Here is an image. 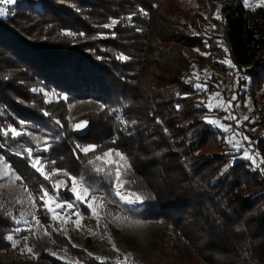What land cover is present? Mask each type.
I'll list each match as a JSON object with an SVG mask.
<instances>
[{
	"label": "trees",
	"instance_id": "1",
	"mask_svg": "<svg viewBox=\"0 0 264 264\" xmlns=\"http://www.w3.org/2000/svg\"><path fill=\"white\" fill-rule=\"evenodd\" d=\"M183 4L18 1L8 18L0 17V138L13 127L32 133L7 137L14 149L25 150L39 137L48 140L49 151L33 154L42 157L48 170L82 180L120 206L114 177L94 170L90 162L94 154L116 149L131 167L128 177L140 178L136 186L145 198L142 210L126 212L171 224L176 235L167 250L177 246L178 260L192 252L205 264H264V173L250 161L236 160L241 152L225 150L222 132L205 121L215 110L199 99L193 64L210 61L217 72L228 64L214 62L212 56L222 57L223 51H213L210 38L189 21L211 19L221 30L234 65L231 84L243 104L264 85V6L248 9L243 0H214L219 18H213L201 13L205 0H198L196 11ZM202 48L209 56L188 59L187 50ZM36 87L53 89L67 100L49 105L42 93H34ZM85 100L100 102L103 110L85 114L88 127L78 133L70 128L67 107ZM250 118L237 127L248 128ZM89 145L95 146L94 153L84 154L82 147ZM23 154L4 151L40 196L48 181ZM150 173L157 179L147 177ZM64 195L73 198L68 189ZM12 224L0 217V251L10 248L5 237ZM55 239L86 264H117L89 257L64 236ZM12 264L31 263L21 256ZM36 264L63 263L42 255Z\"/></svg>",
	"mask_w": 264,
	"mask_h": 264
},
{
	"label": "rangeland",
	"instance_id": "2",
	"mask_svg": "<svg viewBox=\"0 0 264 264\" xmlns=\"http://www.w3.org/2000/svg\"><path fill=\"white\" fill-rule=\"evenodd\" d=\"M18 1L20 0H16L12 5H0V8L4 9V14L0 17L8 18ZM205 1H207V4L203 5L202 15L208 17L212 14L213 18H217V10L213 12L212 2L214 0ZM243 4L248 9L257 8L264 6V0H243ZM183 5L187 10L192 9L193 11H196L199 7L198 0H184ZM189 21L198 25L199 31L207 39L210 38L208 41L213 51H223L221 53L223 58L218 55L212 56L214 62L228 64L225 63V61H231L228 58V46L224 41L221 30L213 25L212 20L197 18L194 20L190 18ZM67 34L73 36L70 32H67ZM206 47H209L208 44ZM206 51L205 48L191 49L187 50L186 54L189 60H193L198 59V57L209 56V52ZM231 64V67L228 64L227 70L224 72L214 70V63L212 64L210 61L205 64H193L194 74L199 81L198 84L201 85L200 88L197 87L199 89L197 91L199 99L205 103L209 110H215V112L206 115L205 121L213 130L222 132L223 138L219 137V140L227 142L228 145L225 146V150L230 149L234 153L241 152L236 160L250 161L255 168L264 173V141L262 146L258 145L259 142L257 143L259 139L264 140V115L260 116L264 113V85L257 89L252 96L246 97L242 104L240 96L237 98L231 84L232 77L235 75L234 70L230 69L234 68L232 62ZM33 91L36 94L42 93L45 102L49 105L67 100L66 95L53 89L46 90L36 87ZM242 91L244 90L242 89ZM241 92H239V95ZM236 99L238 100L236 101ZM254 102L257 105V112H254ZM102 110L103 105L94 100L69 104L67 107V120L70 128L78 131V133L85 132L88 124L83 116L89 112H100ZM250 116L248 128L237 127ZM209 121H215L216 123H209ZM57 122L59 123V120ZM255 123L261 126L254 128L255 126L252 125ZM76 125H82V127L77 128ZM10 129H16L21 135L14 136ZM10 129L5 131L0 138V217L7 218L13 223V226L5 237L10 248L0 251V263L12 264L15 259L23 256L31 264H36L40 256L48 255L63 264H86L80 257L72 254L67 246L60 244L55 239V236L60 235L61 237L64 236V239L74 248L80 251L84 250L89 257L103 262L113 261L117 264H125V257H127V264H205L192 252L184 254L183 261L178 260L176 257L180 252L179 249L177 250V246L173 250H167L169 246L174 245L176 235L171 224L147 217H135L126 212L125 209L142 210L145 205V198L141 193L142 190L136 186V180H140V178L136 175L128 177L131 167L126 157L118 150L113 148L104 149L105 151L102 150L99 154H94L90 162L94 170L99 168L100 173L106 172L114 177L115 191L117 190L115 187L116 174L119 172V183L121 185L119 191L121 195L130 199H135L139 195L143 198V202L127 204L116 196L121 205H114L106 199L102 192L93 190L84 184L89 189L88 203H84L77 201L71 190L73 179L76 181L82 180L74 177L67 178L55 168L48 170L42 157L33 155L36 153L35 151H49L51 142L39 137L33 146L25 147V150L14 149L7 143V137L11 136L16 140L23 134L29 135L32 133L13 127ZM256 146H259L258 150ZM85 147L94 149L87 154L94 153L95 146ZM29 149L32 152V157L28 156L27 150ZM6 150L20 157L24 156L23 152L26 153L30 159V164H32L33 158L41 160L45 174H41V172L34 169L48 181L49 187L43 190V192L47 191L49 193L48 197L41 199L43 194L38 196L32 192L23 177L4 156ZM207 151L212 152L213 150ZM105 153H111V156H104ZM117 153H120L124 160H121ZM97 156L103 157V160L98 161ZM226 170L227 168L224 169V171ZM16 176H20L21 179L16 180ZM147 177L152 180L157 179L152 173ZM60 181H63V184L59 185L57 191L56 186ZM80 187L81 185L77 184V190ZM67 189L72 194V199H68L64 195ZM45 200L49 201L48 205L45 204ZM57 203L62 206L56 207ZM69 204L73 207L69 208ZM88 204H92V207H89ZM49 206L52 211L48 210ZM83 209H87L89 215H86ZM93 209H95V212H93ZM54 215L55 219L53 218ZM8 236H11L12 240H8ZM165 247L167 248L165 249Z\"/></svg>",
	"mask_w": 264,
	"mask_h": 264
},
{
	"label": "snow or ice",
	"instance_id": "3",
	"mask_svg": "<svg viewBox=\"0 0 264 264\" xmlns=\"http://www.w3.org/2000/svg\"><path fill=\"white\" fill-rule=\"evenodd\" d=\"M15 2H16V0H0V5H12ZM3 14H4V9L3 8H0V15H3ZM217 18H219V17H217ZM113 23H115V21H113ZM105 27H107V25H105ZM120 58L121 59H127V57H120ZM225 63H228L230 67L232 66L231 61H225ZM197 87L199 88V87H201V85L198 84ZM209 123H216V122L215 121H209ZM76 127L79 128V127H82V125H76ZM10 131H11V133L14 136L21 135L20 132L16 131V129H10ZM81 150L85 154H87L89 151H93L94 149L91 148V147H83ZM27 151H28V156L29 157H32L31 150L29 149ZM104 156H111V153H105ZM117 156H119L121 160H124V157L120 153H117ZM96 159L98 161H100V160H103V157L97 156ZM31 166L33 168H35L37 171L41 172V174H45L44 168L42 167V162H41V160L39 158H33L32 159ZM96 170L97 171H100L99 168H97ZM15 179L19 181L21 179V177L20 176H16ZM116 181L117 182H116L115 187H116L117 190L115 191V195L117 197H119V199L121 201H123V202H125L127 204H135L137 202H139V203H142L143 202V198L141 196H139V195H137L135 197V199H130V198H127V197L121 195V193L119 191V188L121 187V185L119 183V181H120V174H119V172H117V174H116ZM60 184H63V181H60L59 184L56 186L57 191L59 189V185ZM77 184H80L81 185V187H80L79 190H77ZM71 190L75 194L77 201H81V202H84V203H88L87 197L89 196V189H88V187L84 186V182L83 181H76L75 179H73L72 180V189ZM48 196H49V193L47 191H44L43 192V196L41 197V199H44V198H46ZM45 204L48 205L49 204V201L48 200H45ZM61 206L62 205H60L58 203L56 204V207H61ZM88 206L89 207H92V204H88ZM68 207L71 208V207H73V205L69 204ZM48 210L49 211H52V208L49 206ZM93 212H95V209H93ZM53 218L54 219L56 218L55 215L53 216ZM7 239L8 240H12V237L11 236H8ZM29 251H31V249H29ZM127 261H128V258L125 257V264H127Z\"/></svg>",
	"mask_w": 264,
	"mask_h": 264
}]
</instances>
